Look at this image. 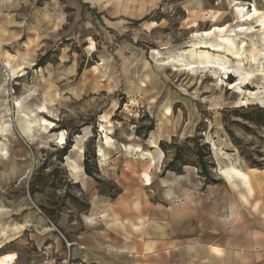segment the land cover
<instances>
[{
  "label": "rangeland",
  "instance_id": "obj_1",
  "mask_svg": "<svg viewBox=\"0 0 264 264\" xmlns=\"http://www.w3.org/2000/svg\"><path fill=\"white\" fill-rule=\"evenodd\" d=\"M260 110L264 0H0V245L43 218L0 255L62 261L92 195L165 199L160 141L250 165Z\"/></svg>",
  "mask_w": 264,
  "mask_h": 264
},
{
  "label": "crops",
  "instance_id": "obj_2",
  "mask_svg": "<svg viewBox=\"0 0 264 264\" xmlns=\"http://www.w3.org/2000/svg\"><path fill=\"white\" fill-rule=\"evenodd\" d=\"M222 160L215 159L216 182L191 166L183 174L167 171L173 177L162 200L152 199L148 183L115 198L92 195L76 264H264V168L239 156L230 164ZM42 221L19 222L18 235L0 249L19 241L26 225ZM7 253L15 256L10 264H52L36 254L23 263L19 252Z\"/></svg>",
  "mask_w": 264,
  "mask_h": 264
},
{
  "label": "trees",
  "instance_id": "obj_3",
  "mask_svg": "<svg viewBox=\"0 0 264 264\" xmlns=\"http://www.w3.org/2000/svg\"><path fill=\"white\" fill-rule=\"evenodd\" d=\"M257 122L264 123V110H260L255 119ZM172 142L160 141L159 146L168 158L166 171L176 174H183L187 166L194 167L198 170V174L207 182H216L212 170L216 167L213 159V153L210 143L204 140L202 135L194 134L185 138L180 144ZM62 156L65 157L69 153L68 148L62 150ZM259 159L255 157L246 158L252 167L264 168V153L259 154ZM261 158V159H260ZM84 168L88 175H93V171L89 168L88 157L84 160Z\"/></svg>",
  "mask_w": 264,
  "mask_h": 264
},
{
  "label": "bare ground",
  "instance_id": "obj_4",
  "mask_svg": "<svg viewBox=\"0 0 264 264\" xmlns=\"http://www.w3.org/2000/svg\"><path fill=\"white\" fill-rule=\"evenodd\" d=\"M255 11H256V13H258V10L257 9H255ZM230 40V39H229ZM228 40V41H229ZM244 42V41H243ZM230 43V42H229ZM232 44V43H231ZM233 45L235 46V44L233 43ZM233 46V47H234ZM89 133H87V135H88ZM86 137V136H85ZM64 136L62 135L61 136V141L63 142V140H64ZM88 138V137H87ZM84 141V140H83ZM76 148V147H75ZM82 149V148H81ZM4 155V154H3ZM151 155V154H150ZM74 163V162H73ZM74 167V166H73ZM230 168V167H229ZM233 169V168H232ZM233 170H235L236 172H238L239 173V171H238V168H237V170L234 168ZM230 171H232V170H230ZM223 173V172H222ZM224 173L225 174H227V173H229L228 172V170H224ZM242 173V172H241ZM146 174V176L148 177V174L147 173H145ZM240 176H241V174H239ZM243 176V175H242ZM246 176V175H245ZM247 177V176H246ZM229 179V178H228ZM249 183V182H248ZM14 260H15V256L13 255V254H11V253H6V254H1L0 255V264H10V263H14Z\"/></svg>",
  "mask_w": 264,
  "mask_h": 264
},
{
  "label": "built area",
  "instance_id": "obj_5",
  "mask_svg": "<svg viewBox=\"0 0 264 264\" xmlns=\"http://www.w3.org/2000/svg\"><path fill=\"white\" fill-rule=\"evenodd\" d=\"M78 247V249H82L84 246L82 244H78L75 242L68 243V254L65 258L62 259V261H58L57 258H53L50 260L52 264H74V260L72 257L71 247Z\"/></svg>",
  "mask_w": 264,
  "mask_h": 264
}]
</instances>
